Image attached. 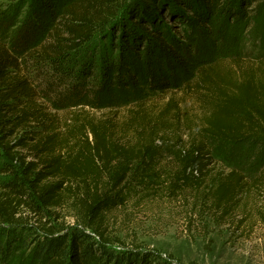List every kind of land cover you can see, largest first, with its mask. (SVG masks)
Segmentation results:
<instances>
[{
    "label": "trees",
    "instance_id": "obj_1",
    "mask_svg": "<svg viewBox=\"0 0 264 264\" xmlns=\"http://www.w3.org/2000/svg\"><path fill=\"white\" fill-rule=\"evenodd\" d=\"M6 26L27 29L19 42L0 34V264L19 247L16 207L41 214L76 200L82 212L81 227L39 234L31 264H159L114 250L98 224L135 185H205L224 217L264 191V0H23L0 13ZM248 32L263 42L253 58L237 50ZM143 89L175 91L197 112L182 116L185 103L170 98L142 116ZM121 108V122L87 114ZM183 130L185 143L169 136ZM129 131L138 141L119 140ZM210 140L246 148L254 178L210 168Z\"/></svg>",
    "mask_w": 264,
    "mask_h": 264
},
{
    "label": "rangeland",
    "instance_id": "obj_2",
    "mask_svg": "<svg viewBox=\"0 0 264 264\" xmlns=\"http://www.w3.org/2000/svg\"><path fill=\"white\" fill-rule=\"evenodd\" d=\"M21 2L23 0H0V13ZM25 12H21L20 18ZM26 29L17 32L15 28L0 27V34L9 43L19 42L24 38L21 35L23 36ZM39 38V42L35 44L36 48L44 46L47 42L46 34L39 35ZM239 39L242 41L237 50L241 56L253 58L262 53L263 48L258 44L263 45V42L252 41L249 32L247 35H239ZM203 52V57L206 58L208 51ZM248 52L251 54L249 57L246 54ZM143 90V95L138 93V98L145 106L141 112L142 116L148 115L152 118L164 108L170 98L185 103L182 116L187 114L186 109L190 111L192 117L197 112L191 98L182 101L183 96L177 95L175 91L155 94ZM118 111L120 112L107 113L89 110L87 114L97 119L109 116L117 122L127 120L125 109L121 108ZM65 119L72 120L70 116ZM185 132L177 131L170 133L169 136L185 143L188 141ZM119 140L131 143L138 141V137L136 131L135 137L129 131ZM209 144L214 151L215 162L210 168L229 172L230 168L246 167L247 178L249 180L254 178L256 173L250 170V162H245L246 148L218 140H210ZM30 161L32 158L27 162ZM160 163L168 170L173 166L172 161L166 156ZM170 183L171 181H168L164 187L148 185L142 188L135 185V189L128 194L126 204L105 214L103 220L98 222L107 237L114 242V250L153 254L160 259L159 264H264V191H252L243 198L241 205L224 217L210 206L205 185H199L197 189L185 188L183 192L172 193L173 191L169 190ZM74 190L75 194H78L79 190L77 188ZM40 207L41 214L34 213L26 206L13 210L18 219L17 228L21 239L15 253H12L3 264H31L36 240L46 227L68 230L82 226L83 216L76 200H66L60 208L42 205ZM39 240L42 241L43 237Z\"/></svg>",
    "mask_w": 264,
    "mask_h": 264
}]
</instances>
